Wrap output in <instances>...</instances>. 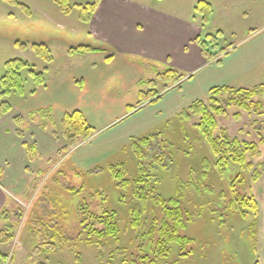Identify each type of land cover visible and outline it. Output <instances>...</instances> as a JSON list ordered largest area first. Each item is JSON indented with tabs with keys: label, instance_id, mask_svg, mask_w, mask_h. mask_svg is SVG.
<instances>
[{
	"label": "rangeland",
	"instance_id": "374dc122",
	"mask_svg": "<svg viewBox=\"0 0 264 264\" xmlns=\"http://www.w3.org/2000/svg\"><path fill=\"white\" fill-rule=\"evenodd\" d=\"M69 1L71 11L66 13L54 0H0V81L8 62L27 64L21 70L24 94H0V104L8 101L13 106L6 114L9 123L5 128L13 132L9 124L12 117L14 120L19 116L15 125L21 132L22 127L38 117L36 129L51 123L48 133L52 142L59 145L57 154L49 151V155L37 156L29 147L32 165L27 164L26 173L18 169L19 154L14 156L12 179H25L26 184L19 188L23 194L18 195L19 189L16 190L1 213L0 240L6 241L0 242V264H149L143 262L144 255L156 259L146 228L161 213L151 199L143 204L135 196L133 186L143 162L133 143L150 136L152 139L141 147L142 154H168L165 165L157 168L159 191L165 198L181 201L186 217L190 218L188 228L181 232L195 241L194 252L188 257L178 256V246H173V264H264V174L255 182L254 169L238 164H232L221 174L215 167V155L197 127L199 116L189 110L196 100L210 105L209 91L214 86L253 88L264 84V0H206L212 4L213 12L204 22L195 11L200 0H137L175 16L184 26H196L211 59L206 58L199 69L180 82L183 72L173 74L165 63L151 65L153 73L158 71L170 77L152 86L147 82L130 86L120 75H113L119 72V61L105 66L99 63L97 68L103 70L102 75H112L104 86H96L100 91L89 88V95L119 106L112 107L107 115L99 114L103 107L83 108L98 128L87 139L67 138L62 118L56 117L52 108L36 112L35 117L33 113L27 117L20 113L21 103L39 88L30 70L43 72L46 80H80V74L93 63V58L103 59L99 55L87 57L101 50L74 51L88 45L100 47L92 41L81 18L83 5L94 0ZM33 44L47 45L51 60H46L43 51L34 50ZM144 73L148 78L153 74L146 69ZM150 92L159 93L160 98L151 101ZM121 104L135 105L137 109L120 118ZM113 115L119 118L114 121ZM216 118V135L226 130L232 138L260 143L261 155L248 156V161L255 168L264 163V114L233 106ZM24 137L31 145L38 138L32 134ZM9 165L11 168L12 163ZM117 167L124 169L128 184L112 175V169ZM239 174L244 177L245 191L255 196L260 207L254 237L249 229L254 217H243L232 203L230 183ZM103 206L119 214L118 238L101 240L79 224L83 207L97 214ZM134 209L141 212L145 228L137 229L132 224Z\"/></svg>",
	"mask_w": 264,
	"mask_h": 264
},
{
	"label": "crops",
	"instance_id": "0c3cea01",
	"mask_svg": "<svg viewBox=\"0 0 264 264\" xmlns=\"http://www.w3.org/2000/svg\"><path fill=\"white\" fill-rule=\"evenodd\" d=\"M182 23L183 21L175 16L161 11L154 5L142 3V1L100 0L91 20L86 23L87 33L94 43L100 44L101 48L106 47V50L96 52L97 54L89 53L87 57L93 58L95 55H99L103 59L93 58V63L80 74V80H74L71 77L67 79L66 77L50 78L44 86L37 88L28 101L21 103L20 113L22 116L33 113V117H35L36 112L39 114L42 109L52 108L56 117L61 119L67 112L81 110L90 122L88 114L83 108L94 107L96 110V108L103 107L104 109L98 112L100 115H107L106 113H110L112 107L119 105L112 103L108 105L104 103L103 98L89 95V88H94V92L97 91L100 87L96 86H99L100 83L104 86L106 79L112 75L111 70H107V72H111L110 76L102 75L101 71L103 70L97 68L99 63L105 66L119 61V72H113V75H120L124 82L130 86L142 82H147L149 85H151L150 82H153L155 85L160 79L170 78L158 71L153 73L152 66L157 63H165L171 67V72H183L182 75L185 77L191 75L206 62L207 57L197 42L201 35L197 32L196 26L191 23H185L187 26H184ZM88 46L94 47L93 45ZM145 69L153 73L151 78H148L144 73ZM98 91L100 90L98 89ZM129 106L135 105L124 106L121 104L118 116L122 117L127 114ZM116 115H113L114 121L119 118ZM6 118L7 115L6 117L0 116V214L7 208L9 201L16 194V190L26 184L25 179L22 182L18 178L12 179L15 172L14 156L19 154L18 158L21 161L18 169L22 173H26L27 164L32 165L25 146L29 140H24V136L32 134L34 137H38L35 138L36 145L34 144L38 151L37 155L40 153L49 155L51 152L57 154L59 149L58 143H53V137L48 133L51 123L49 126L44 125L45 127L36 129L39 119L35 117L30 125L22 127L21 133L24 134L22 137L18 133L19 129L15 125L13 117L12 123L9 125L14 131L5 128L8 122ZM40 122H43L41 117ZM107 122L111 123L108 120ZM90 124L94 126L91 122ZM25 160H28L29 163ZM11 163L12 167L10 168L9 164ZM36 164L40 163L36 161ZM17 194H23V191L19 189Z\"/></svg>",
	"mask_w": 264,
	"mask_h": 264
},
{
	"label": "trees",
	"instance_id": "16d2710c",
	"mask_svg": "<svg viewBox=\"0 0 264 264\" xmlns=\"http://www.w3.org/2000/svg\"><path fill=\"white\" fill-rule=\"evenodd\" d=\"M66 13L71 11L69 0H54ZM100 0H94L87 3L82 7L81 18L84 22L88 23ZM197 14L202 15L203 22L213 12V6L209 1L200 0L195 6ZM210 35L207 36L209 38ZM197 42L202 47L205 56L211 59L206 52L204 46L205 40L201 37L197 39ZM33 49L43 51L47 61L51 60L50 48L45 44H33ZM89 51V50H102L105 51L106 47L92 48L90 46H82L74 51ZM49 56V58H48ZM110 58V57H109ZM27 64H21L19 61H10L7 63V69L4 77L0 83L1 97H9L13 92H19L24 94V85L21 83V70L26 67ZM170 70L169 72H171ZM30 74L37 80V87L44 86L47 80L43 72H35L30 70ZM174 74V72H173ZM185 78L184 75H180L179 81ZM166 79V78H164ZM151 86L154 85L150 82ZM21 90V91H19ZM37 89H35L32 94ZM154 89H152L153 91ZM156 91V90H154ZM153 94L150 98L151 101H155L160 98L159 93L150 92ZM210 105L206 104L202 100H196L189 106V110L199 116L197 127L208 142L213 154L216 157L215 167L221 173L225 174L227 169L232 164H238L243 168L254 169L253 180L259 181L264 174V163H259L255 168L252 163L248 161V156L259 157L261 155L260 143L241 141L238 138H232L226 130H221L220 135L217 134L219 129L218 120L216 115L225 114L227 108L237 106L240 109L246 111H255L257 113L264 114V100L261 97L264 95V84L257 85L253 88H236L229 85L214 86L210 89ZM12 105L8 101H3L0 104V116L6 115L12 110ZM129 111H135L137 107L129 106ZM238 115V114H237ZM18 117H15L14 121L18 124ZM61 126L64 130V134L69 139H76L82 137L87 139L92 136V133L96 128L90 124L87 116L81 110H74L64 114L61 120ZM21 134V132H18ZM22 135V134H21ZM152 137L142 139L140 141H134L133 146L137 150L136 153L143 159L140 167L138 168V178L134 183L135 196L141 200L143 204L152 200L156 208L159 209L161 217H154L151 224L146 228V234L149 237L150 245L153 248L154 257L150 258L148 255L142 257L143 262L149 264H156L163 262L164 264H173L170 260L172 257L173 246H178V256L188 257L194 252V239L190 236L183 234L188 228V221L190 218L186 217L185 210L181 204V201L177 198H165L159 191L160 179L158 176L157 168H162L168 159L166 152L157 154H145L143 156L141 147L146 145ZM261 143H264V137L261 138ZM27 151L29 147L37 155V148L35 145H28L25 143ZM30 150V149H29ZM34 155V156H36ZM150 158L148 160L147 158ZM148 162H144V160ZM146 160V161H147ZM112 175L120 180L123 184H128L125 178L124 169H112ZM232 192V203L239 209L243 217L247 214H252L253 222L250 225V236L256 235L257 218L260 210L259 203L255 196H249L245 191L244 177L240 174L235 176L230 183ZM74 189V188H73ZM83 209L82 216L79 224L84 230L89 231V235H94L101 240L106 238H118L120 235V218L116 210H109L106 207H102L97 214H91L88 210ZM6 208L3 210V212ZM2 212V214H3ZM85 213V215H84ZM90 213V214H89ZM0 214V217L1 215ZM87 215V216H86ZM96 224H100L103 227L97 228ZM132 224L137 228L146 227V224L142 221V214L139 210L134 209L132 211ZM6 239H1L0 242H5Z\"/></svg>",
	"mask_w": 264,
	"mask_h": 264
}]
</instances>
